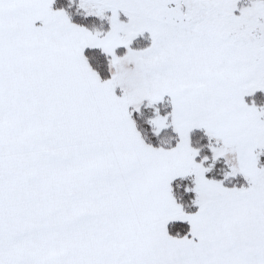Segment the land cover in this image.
Here are the masks:
<instances>
[{
  "label": "snow or ice",
  "instance_id": "obj_1",
  "mask_svg": "<svg viewBox=\"0 0 264 264\" xmlns=\"http://www.w3.org/2000/svg\"><path fill=\"white\" fill-rule=\"evenodd\" d=\"M0 264H264V0H0Z\"/></svg>",
  "mask_w": 264,
  "mask_h": 264
}]
</instances>
